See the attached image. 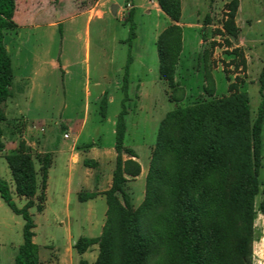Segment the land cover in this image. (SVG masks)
Returning <instances> with one entry per match:
<instances>
[{
	"label": "rangeland",
	"instance_id": "rangeland-1",
	"mask_svg": "<svg viewBox=\"0 0 264 264\" xmlns=\"http://www.w3.org/2000/svg\"><path fill=\"white\" fill-rule=\"evenodd\" d=\"M148 1L153 4L156 0H19L18 18L25 27L17 40L14 33L7 32L4 44L14 59L16 77L20 73H32L39 80L44 78L42 96L46 106L34 110L59 122L85 118L86 133L82 142L95 141L98 146H112L116 141L111 124L104 122L102 116L101 93L110 89L115 98L108 107V118L112 120L122 111L124 94L122 87L116 89L114 84H124L125 67L131 55L134 60L130 67V94L133 99L127 105L129 133L125 147L136 151L144 168L149 171L160 123L178 104L189 106L204 99L221 98L229 95L230 86L236 84L239 91L248 94L252 117L255 118L262 102L264 0H241L242 11L237 19L243 28L242 39L240 33L238 38H232L223 29L229 14L224 0H182L183 49L176 75L181 91L174 95L180 98V103L172 101L175 100L171 99L172 91L159 73L157 40L170 19L155 10L147 13L145 8L151 6L146 4ZM142 4H146L144 8L140 7ZM115 5L119 6L116 14L113 12ZM86 8L91 13L84 12ZM133 9L137 38L131 43L129 13ZM101 11L103 15L99 16ZM90 16L95 17L89 20ZM196 24L202 27L194 26ZM55 64L63 65L64 70ZM139 85L140 92L146 94L141 101L135 97ZM206 88H213V97ZM14 102L11 99L7 101L10 109L15 111L10 113L8 110L11 117L18 115ZM55 128V136L64 139V132L56 125ZM5 151L0 158V177L9 183L14 201L23 208L27 199L15 193L12 173L4 158L8 154L4 155ZM125 156L128 157L127 154ZM262 158L260 180L263 186L256 198L257 210L263 200L264 189V130ZM36 168L39 171L37 161ZM110 174V169L96 170L92 175V183L94 177L96 183L92 187L105 190ZM133 180L130 178L127 190L133 196V206L137 208L144 194L145 182L135 184ZM53 183V202L48 210L41 213L37 207L30 209L36 225L34 242L41 255L44 253L42 264H57L55 253L77 252L73 250L74 241L80 237H99L106 222L105 197L92 204L94 212L88 215V219L95 222L93 225L71 222L63 194L66 186L55 174ZM78 202L73 195L71 212L76 211ZM84 205L82 210L86 214ZM24 225V218L16 215L0 196V264H15L16 253L24 242ZM255 227L257 240L253 252H264V216L259 211ZM95 252H99L98 246L88 251V262L95 259ZM260 261L264 263V259Z\"/></svg>",
	"mask_w": 264,
	"mask_h": 264
},
{
	"label": "trees",
	"instance_id": "trees-1",
	"mask_svg": "<svg viewBox=\"0 0 264 264\" xmlns=\"http://www.w3.org/2000/svg\"><path fill=\"white\" fill-rule=\"evenodd\" d=\"M214 1V0H212ZM226 1L228 19L223 29L238 38L236 24L240 0ZM162 11L174 22L158 37L159 73L171 91L172 101L181 91L176 81L183 49L181 0H158ZM17 0H0V157L5 149L7 120L4 104L12 97L14 67L4 40L7 32H16L14 20ZM135 9L129 13L130 42L137 38ZM209 18V16H208ZM130 55L125 67L124 100L116 123V166L111 188L105 192L106 222L99 237H80L74 249L80 255L99 247L94 264H253L257 240L255 222L258 211L264 216L263 200L256 209V198L263 186L264 69L260 77L262 102L255 118L250 99L236 84L230 94L204 99L189 106L178 104L161 121L146 178L145 198L135 208L127 190L130 178L141 175L137 153L125 147L127 107L130 96ZM211 97L214 90L206 88ZM109 100L101 103L102 116L107 115ZM93 147V144L86 146ZM127 154L129 159H125ZM5 159L12 173L15 193L27 199L23 208L14 201L9 183L0 177V196L16 214L25 220L24 242L15 264H41L40 248L34 242L36 228L30 209L42 212L46 203L51 154L33 155L25 141ZM36 161L40 165L36 168ZM92 161L85 160L87 167ZM98 193L82 192L81 202ZM37 198V200H35ZM79 264H90L82 259Z\"/></svg>",
	"mask_w": 264,
	"mask_h": 264
},
{
	"label": "crops",
	"instance_id": "crops-1",
	"mask_svg": "<svg viewBox=\"0 0 264 264\" xmlns=\"http://www.w3.org/2000/svg\"><path fill=\"white\" fill-rule=\"evenodd\" d=\"M224 3H226V1ZM146 4L151 5L145 8V11L147 13H150L152 10H155L159 14L165 15L167 19H170L160 8L158 4V0L153 1V4H151L150 1H148ZM146 4H142L140 7L144 8ZM18 6H19V0H17V9H16V13L14 16V20L17 23L18 28L16 32H12L14 33L13 35L16 37L15 38L16 40L20 36L19 35L20 31L25 27L18 18ZM182 11H183V3H182ZM241 11H242V4L240 0V7L237 13V18L239 14L241 13ZM84 12H88V14L91 13L89 8H86ZM100 13L101 15L99 16H102L103 12L101 11ZM94 17L95 16H92V17L90 16L89 20H91V18H94ZM237 18H236V24L240 30V39H242L241 34H242L243 28L240 26ZM169 21L170 22L167 27L174 24V22L171 19ZM179 25L183 27L181 23H179ZM194 26L199 27V28L202 27V25L200 24H196ZM167 27H165L163 31ZM87 33H88V30H87ZM202 43L203 41H201L200 44L202 45ZM241 43H243V40ZM6 49L8 53L10 54V49L8 46L6 47ZM12 61H13V67L15 69L13 58H12ZM132 64H134V60L132 61ZM55 66L64 70L63 65L60 66L59 64H55ZM17 68L18 70H20V66H18ZM14 75L15 76H14L13 86L11 88L12 97L10 99L15 101L14 107H15L16 112H18V115L16 117H11L9 114L15 111L10 109V107L7 105V102L4 104V110L7 116V120L2 124L4 131H5L4 143H5L6 151L4 152L5 153L4 155L9 153L11 150H14L15 148H17L19 140L25 141L26 144L31 148L33 153H37L39 155L51 154L53 156V164L49 171L48 187L46 191L47 199L45 203V208L41 213H45V211L48 210L50 203L53 202L51 193L53 191V186H55L53 183V177L55 174L62 178V181L66 186V189L63 192V194H64L66 206L69 207V211L67 214L68 219L71 222H75V224L77 225H83L84 223L93 225L95 222L93 221L91 222L88 219V215L93 214L92 212H94V210L92 209L93 207L92 204L96 199H99V198L104 199L105 195H98L96 198L91 199L87 202H81L79 200V194L84 191L89 192V193H100V192L108 191L111 188L112 180H113V172L115 170L116 158H117L115 143L112 146H98L95 143V141H91L89 143L82 142L83 137L86 133V123L87 122L85 118L84 119L74 118V119H69L66 122H63V121L59 122V121H54L52 117L41 115L39 112L35 111L34 108L39 110L46 106V101L43 98L44 96H42V91H43V88L45 87V83L43 80L44 78L39 80L37 75L32 74V73H26V74L20 73L19 75H17V77H16V74ZM41 81L42 83H40ZM176 81H178L177 77H176ZM123 85H121V83L119 82H116L114 84V87L116 89L122 87L123 89ZM228 88H229V83H228ZM130 90H131V87L129 88V96H130V101H132L133 98L130 94ZM136 92L138 93L135 94V97H137L136 99L138 101L145 99L146 94L140 92V85L136 88ZM101 94L103 98L105 96L108 97L109 104L114 102L115 98L110 93V89H104ZM124 97L125 95L123 94V100H124ZM8 110H10V113H8ZM118 115L119 114H117L112 120H110L108 118V110H107L106 117L105 118L103 117L104 122L111 124L112 135L114 136H116V123H117ZM55 125L58 126V128L64 132V135H63L64 139H59L58 137L55 136V131H56ZM128 133H129V129H128V121H127L126 136L128 135ZM66 134L69 135V138H65ZM89 137H91L92 139L94 138L92 136H89ZM89 144H93V147L87 148L86 146ZM137 156H138V159L136 160L141 164L142 172L140 176L133 178L134 179L133 183L138 184L139 182L143 181L145 182V186H146V178L148 174V169L146 170V168H144L143 164L141 163L140 155L138 153H137ZM124 158L126 160L129 159V157L125 155H124ZM85 160L92 161L93 162L92 167L85 166L84 164ZM98 169H102V170L110 169L111 171L110 178L107 183L108 187L105 190H98L92 187V186H95L94 184L96 183L95 177H94L95 180L93 181L94 183H92V180H93L92 175ZM127 178L129 179V182H128L129 184L130 177H127ZM73 195H74V198L78 199L79 202L75 206L76 211L71 212L70 209L72 207ZM131 198L133 200V196H131ZM144 198H145V190H144L142 199L136 205V207L141 205V203L144 201ZM82 204H85L87 207V212H88L86 213L87 218H85L84 216L85 212L83 213ZM73 244H75V241ZM43 254L41 255L40 253L41 264H42ZM55 254H56V262H58L57 264H79L82 259L87 260L88 252L85 253L84 255H80L78 254V252H63L61 254L60 253H55ZM98 254L99 252H95V259L92 261L90 260L91 261L89 262L90 264L95 263V261L97 260ZM254 254H255V264H257V262L262 263L263 261H260V260L264 259V252H254ZM257 258H260V259L257 260L256 262Z\"/></svg>",
	"mask_w": 264,
	"mask_h": 264
},
{
	"label": "water",
	"instance_id": "water-1",
	"mask_svg": "<svg viewBox=\"0 0 264 264\" xmlns=\"http://www.w3.org/2000/svg\"><path fill=\"white\" fill-rule=\"evenodd\" d=\"M118 8H119V6H117V5H115V6L113 7V12H114L115 14L117 13Z\"/></svg>",
	"mask_w": 264,
	"mask_h": 264
},
{
	"label": "built area",
	"instance_id": "built-area-1",
	"mask_svg": "<svg viewBox=\"0 0 264 264\" xmlns=\"http://www.w3.org/2000/svg\"><path fill=\"white\" fill-rule=\"evenodd\" d=\"M65 138H69V135H68V134H66V135H65ZM259 264H261V262H259Z\"/></svg>",
	"mask_w": 264,
	"mask_h": 264
}]
</instances>
